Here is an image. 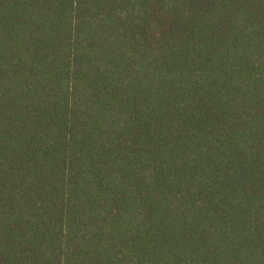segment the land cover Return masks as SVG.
<instances>
[{
  "label": "trees",
  "instance_id": "16d2710c",
  "mask_svg": "<svg viewBox=\"0 0 264 264\" xmlns=\"http://www.w3.org/2000/svg\"><path fill=\"white\" fill-rule=\"evenodd\" d=\"M0 264H264V0H0Z\"/></svg>",
  "mask_w": 264,
  "mask_h": 264
}]
</instances>
